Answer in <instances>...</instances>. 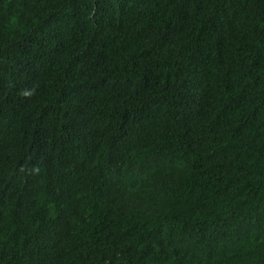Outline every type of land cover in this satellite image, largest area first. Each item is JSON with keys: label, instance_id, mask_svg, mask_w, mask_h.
Here are the masks:
<instances>
[{"label": "trees", "instance_id": "16d2710c", "mask_svg": "<svg viewBox=\"0 0 264 264\" xmlns=\"http://www.w3.org/2000/svg\"><path fill=\"white\" fill-rule=\"evenodd\" d=\"M0 264H264V0H0Z\"/></svg>", "mask_w": 264, "mask_h": 264}]
</instances>
